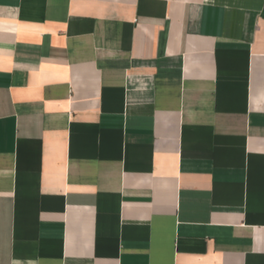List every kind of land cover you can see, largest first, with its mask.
<instances>
[{"label": "crops", "instance_id": "0c3cea01", "mask_svg": "<svg viewBox=\"0 0 264 264\" xmlns=\"http://www.w3.org/2000/svg\"><path fill=\"white\" fill-rule=\"evenodd\" d=\"M0 264H264V0H0Z\"/></svg>", "mask_w": 264, "mask_h": 264}]
</instances>
